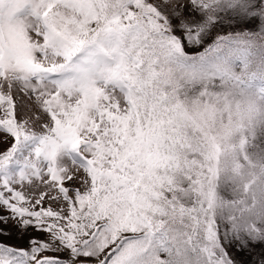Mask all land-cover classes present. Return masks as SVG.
Wrapping results in <instances>:
<instances>
[{
    "label": "snow or ice",
    "instance_id": "obj_1",
    "mask_svg": "<svg viewBox=\"0 0 264 264\" xmlns=\"http://www.w3.org/2000/svg\"><path fill=\"white\" fill-rule=\"evenodd\" d=\"M0 134V264H264V0H0Z\"/></svg>",
    "mask_w": 264,
    "mask_h": 264
},
{
    "label": "rangeland",
    "instance_id": "obj_2",
    "mask_svg": "<svg viewBox=\"0 0 264 264\" xmlns=\"http://www.w3.org/2000/svg\"><path fill=\"white\" fill-rule=\"evenodd\" d=\"M17 105H18V110H17V115L18 117L22 118H35L34 115V107H35V100L34 98H29L28 96H23L21 94L19 97H17ZM2 136V134H0ZM8 145L4 143H0V150L6 148ZM55 206V204H53ZM11 225H9L10 227ZM32 234V233H31ZM35 235V234H32ZM40 236H43V233H40ZM7 242L10 244L14 243H19L15 233L7 239Z\"/></svg>",
    "mask_w": 264,
    "mask_h": 264
},
{
    "label": "trees",
    "instance_id": "obj_3",
    "mask_svg": "<svg viewBox=\"0 0 264 264\" xmlns=\"http://www.w3.org/2000/svg\"><path fill=\"white\" fill-rule=\"evenodd\" d=\"M32 234H35L36 236H40L39 232H32Z\"/></svg>",
    "mask_w": 264,
    "mask_h": 264
}]
</instances>
